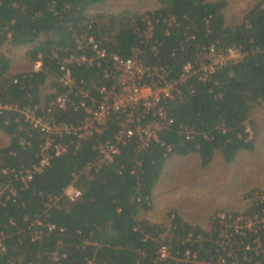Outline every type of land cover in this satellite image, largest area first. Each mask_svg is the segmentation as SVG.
<instances>
[{
  "label": "trees",
  "instance_id": "16d2710c",
  "mask_svg": "<svg viewBox=\"0 0 264 264\" xmlns=\"http://www.w3.org/2000/svg\"><path fill=\"white\" fill-rule=\"evenodd\" d=\"M106 1L0 0V130L10 136L0 147V229L6 247L0 264H214L220 258L226 264H264V224L237 233L230 220L223 224L216 215L204 229L171 212L164 237L168 229L146 216L171 157L197 154L206 166L220 153L230 164L240 151L254 150L248 122L254 109L264 108V0L235 25L226 17L227 0H158L157 8L143 13L89 15ZM91 36L110 53L165 67L172 79L188 62L201 59L203 47H237L243 58L207 78L189 77L181 86L183 96L166 103L174 123L159 141L141 148L135 139L121 145L112 161L87 170L99 156L97 146L119 131L115 115L104 132L87 140L52 136L53 146L66 151L51 152L50 165L37 171L47 135L33 128L22 110L42 111L43 102L63 92L54 79L53 92L43 96L63 63L79 84H111L97 62L72 60L92 55L86 42L81 44ZM6 46H29L28 56L41 66L13 72L11 57L1 52ZM84 116L69 105L55 118L76 124ZM70 186L82 191L75 201L65 193ZM247 213L264 216V204H253ZM163 239L171 250L166 261L158 259Z\"/></svg>",
  "mask_w": 264,
  "mask_h": 264
},
{
  "label": "built area",
  "instance_id": "2783aa9c",
  "mask_svg": "<svg viewBox=\"0 0 264 264\" xmlns=\"http://www.w3.org/2000/svg\"><path fill=\"white\" fill-rule=\"evenodd\" d=\"M84 42L91 49L92 55L81 54L72 60L86 65H94L97 62L104 68L105 77L111 80V84L95 83L93 87H88L89 85H86L84 81H80L79 84L68 64L63 63L62 73L54 78L63 88V92L43 102L42 111L39 107L22 110V114L32 127L47 135L41 147V160L40 165L36 167L37 171L50 165L51 152L54 151L56 155H60L66 151V147L61 144L53 146L52 136L75 134L79 140H87L96 133L104 132L115 115L121 120L119 131L113 140L97 146L99 156L88 165L87 170L99 168L103 163L112 161L119 154L121 145L135 139L141 148L153 141H159V134L174 123L166 103L183 96L181 86L189 77L199 74L200 77L207 78L216 69L243 58V53L237 47H229L227 50H220L214 45L203 47L200 51L201 59L196 64L188 62L179 78L172 79L165 67L146 65L137 56L126 58L110 53L92 36L84 39L81 44ZM41 64L40 60L36 62L38 67ZM69 105L84 111L85 116L82 121L68 124L55 118L59 111ZM12 107L6 106V108ZM191 133L192 131H187L188 137ZM28 177L31 179V173ZM81 194L82 191L76 188L72 194L68 195V198L70 201H75ZM245 198L251 202V206L264 204V191H252ZM52 200L56 203L58 198ZM247 214L227 212L218 214V217L223 224H227L226 219L230 220V227H233L237 233H243V229L251 230L254 226L264 224V216ZM53 228L54 226L51 225L50 229ZM4 237V232L0 229V251L6 250ZM187 254L190 253L187 252ZM170 257V245L163 239L158 250V259L166 261ZM193 258H196V255H193ZM214 264H226V261L220 258Z\"/></svg>",
  "mask_w": 264,
  "mask_h": 264
},
{
  "label": "rangeland",
  "instance_id": "374dc122",
  "mask_svg": "<svg viewBox=\"0 0 264 264\" xmlns=\"http://www.w3.org/2000/svg\"><path fill=\"white\" fill-rule=\"evenodd\" d=\"M227 1L226 17L229 24L235 25L259 0ZM159 5L158 0H107L90 8L88 13L90 16L125 10L143 13ZM28 50L29 46H6L1 52L11 57L13 72L38 69L36 61H31L28 56ZM53 80L51 77L44 86V98L53 92ZM248 124L255 148L240 151L230 165L220 153H216L206 166L202 165L197 154L176 155L168 159L153 193L152 208L146 215L152 223H160L168 229L164 237L169 233L171 212L182 213L190 223L209 229L210 217L227 212L247 213L251 202L245 196L252 191H264V108L254 109ZM9 143L10 136L0 130V147ZM75 189V186L68 187L66 195L72 194ZM240 192L242 203H236L234 199ZM232 206L235 209H229ZM37 222L40 224V221Z\"/></svg>",
  "mask_w": 264,
  "mask_h": 264
},
{
  "label": "crops",
  "instance_id": "0c3cea01",
  "mask_svg": "<svg viewBox=\"0 0 264 264\" xmlns=\"http://www.w3.org/2000/svg\"><path fill=\"white\" fill-rule=\"evenodd\" d=\"M230 165V164H229ZM241 192L236 196V198L234 199V201H236V203L239 201L240 203H242V199H241ZM233 199V198H232ZM238 206H241V205H238ZM235 206H232V207H229V209H235L234 208ZM214 208V207H213ZM185 220L189 221L185 216L182 215V213L180 214ZM212 217H210V220H211ZM190 222V221H189Z\"/></svg>",
  "mask_w": 264,
  "mask_h": 264
}]
</instances>
